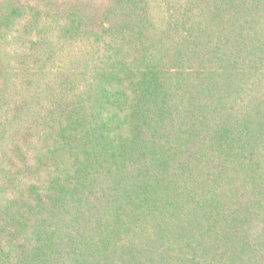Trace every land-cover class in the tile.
Instances as JSON below:
<instances>
[{
  "label": "trees",
  "instance_id": "obj_1",
  "mask_svg": "<svg viewBox=\"0 0 264 264\" xmlns=\"http://www.w3.org/2000/svg\"><path fill=\"white\" fill-rule=\"evenodd\" d=\"M0 264H264V0H0Z\"/></svg>",
  "mask_w": 264,
  "mask_h": 264
}]
</instances>
